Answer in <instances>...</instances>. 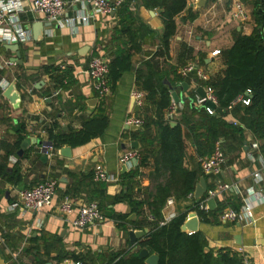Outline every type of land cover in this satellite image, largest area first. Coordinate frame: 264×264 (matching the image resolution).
<instances>
[{"label": "crops", "instance_id": "crops-1", "mask_svg": "<svg viewBox=\"0 0 264 264\" xmlns=\"http://www.w3.org/2000/svg\"><path fill=\"white\" fill-rule=\"evenodd\" d=\"M21 1L24 12L18 18L22 26L31 31L32 39L20 44L0 43V264H73L71 259L65 258L63 263L57 260L73 254L88 257V264H107L111 255L133 252L128 232L120 230L114 221L107 218L87 229H76L70 223L75 214L67 220L60 217L57 207L65 197L74 201L77 210L90 202L91 195L85 186L88 181L83 182L80 192L74 193L73 190L78 187L76 181H82L84 174L102 169L119 179L118 183L108 185L103 203L116 213L129 216V219L133 214L136 215L134 220L129 221L132 224L128 228L129 231H140L138 225L148 219V209L144 208V214L138 216L126 202H114V198L127 188L120 178L128 173H123L122 157L127 152L136 151L132 146L134 142L139 143L140 150H143L137 132L126 129L127 120L130 117L146 120L152 116V109L146 103L141 108L135 104L140 109L138 113L135 112L132 94L136 90L143 91L137 84V71L146 62H151L171 85L186 83L189 86L186 92L183 88L177 91L180 99L185 100L182 115L189 114L192 107L206 110L199 104L201 97L197 93L204 84L195 81V75L182 83L177 82L178 71L194 63L207 73L211 82L221 79L226 70L223 53L233 46L238 36L252 35L257 27L255 11L259 0H245L247 19L244 21L232 19L231 0L187 2L184 12L176 17V35L168 49H164L161 44L164 29L161 14L152 16L151 10L145 9L139 0L131 2L135 16L154 34L145 36L141 51L133 53L131 70L122 75L111 95L104 100L98 98L87 74V67L92 57H103L108 61L114 58L117 47L112 38L119 27L118 12L93 15L87 4L75 5L71 0H65L67 9L63 17L64 24L60 26L48 22L43 14L33 10L35 0ZM109 1L114 3L117 0ZM82 12L89 14V23L71 24L70 20ZM37 22L48 26L43 39L39 41H35L33 36V26ZM15 45L19 46L21 55L17 65L11 63L12 59H17V53L9 50V46ZM214 51H220L221 54L214 57ZM20 61L23 65H19ZM51 65L61 66V72L67 73L63 86L57 90L50 76L44 72V67ZM42 82L44 85L39 86ZM3 83L8 85L6 90L16 85V93L20 97L16 105L2 94ZM97 99L98 102H94ZM99 109H103L109 119L108 129L102 137L86 146L70 147V159L63 157L59 149L54 150L55 155L48 157V163H45L41 160V148L38 145L29 148L23 157L18 155L22 146L18 145L19 135L16 133L19 125H25L26 140L47 142L48 132L45 129L56 120L63 131H79L83 122L97 114ZM222 118L232 126L235 120L239 122L233 112H228ZM181 120L182 116L175 123ZM182 130L186 141L184 165L189 170H200L201 157L192 135L185 126H182ZM150 131L154 136L155 126ZM229 133L227 138L222 137L220 140L226 157L223 174L202 178L208 190L217 183H227L232 187L224 199L215 201L216 205L227 201L233 209L240 206V223H203L200 220L198 231L205 235L209 249L235 251L248 257L253 264H264V182L257 187L252 176L253 172L258 171L264 179L263 143L247 129L241 133ZM251 155L256 158L254 163L249 160ZM133 168H136L134 164ZM154 169L151 158L147 166L140 169L141 176L134 179L136 199L143 200L154 191L150 179ZM16 171L20 177L18 181ZM48 179L58 182L53 208L38 213H24L20 208L10 209L18 201L20 191ZM251 187H256L255 194L247 197L252 205L254 224L242 210L240 195L247 196ZM170 199L174 200V204L168 206L167 201L163 210L164 220H168L172 214L177 217L192 213L195 198L182 201ZM140 244L141 241L137 246Z\"/></svg>", "mask_w": 264, "mask_h": 264}, {"label": "trees", "instance_id": "trees-1", "mask_svg": "<svg viewBox=\"0 0 264 264\" xmlns=\"http://www.w3.org/2000/svg\"><path fill=\"white\" fill-rule=\"evenodd\" d=\"M127 0L117 11L119 27L116 29L112 42L117 49L114 58L109 59V84L114 90L118 81L125 72L131 70L133 53L141 51V44L145 36L154 34L147 25L135 16L131 10V2ZM141 5L151 11L162 10L161 18L164 24L162 47L168 49L170 41L175 37L177 25L176 17L187 7V0H139ZM257 27L252 35H240L233 46L223 53L226 66L223 77L217 81H210L209 85L215 90L220 108L227 110L228 106L241 95L251 91L250 106H239L233 115L239 120L242 127H233L224 122L218 115H209L206 110L191 108L189 114L184 113L177 126L165 121V111L172 103L171 92L165 84V77L160 75L151 62H146L137 71V84L147 93L145 103L152 109V116L144 120V129L137 132V138L143 150H139V165L132 171L120 176L126 191L114 198V202H126L133 213L138 216L144 214L147 208L149 215L155 217V222L148 219L138 225V229H148L149 233L141 242L140 247L146 248L150 254L159 256V264H243L238 252L221 249H209L205 235L198 231L193 234L184 233L182 226L186 222L188 213L178 215L171 222L160 225L164 221L163 210L168 199L182 201L195 193L199 180L205 177L200 170H189L185 167L186 141L182 126L189 129L193 142L196 144L199 157H208L213 154L216 143L222 137L249 130L254 137L263 143L264 152V0H259L256 7ZM136 25H139L138 28ZM61 66H45L44 72L50 76L55 84V90L62 87L67 73L61 72ZM185 79L177 77V82ZM183 84V83H182ZM173 86V85H172ZM178 86V85H176ZM175 87V86H174ZM193 101V100H191ZM82 109V108H80ZM198 118V119H195ZM109 126V119L103 109L88 117L79 131H63L56 120L46 127L48 141L54 150L65 146L79 148L86 146L93 140L102 137ZM155 126L156 133L151 134V127ZM16 133L19 135L18 145L26 140L25 125H19ZM154 162L155 169L150 174L154 191L143 200L135 197L136 184L134 179L141 176L140 169L147 166L149 159ZM1 172V169H0ZM17 181L20 179L16 171ZM84 181L91 195L90 202H97L104 217L114 221L120 230L129 232V216L116 213L103 203L107 184L96 183L94 173L82 175V181L77 180L74 193L80 192ZM139 192V191H138ZM230 206L227 201L217 204L215 211L200 212L199 202L194 201L191 212H198L201 222H218L222 210ZM240 206L234 210L239 211ZM132 224V223H131ZM137 225V223L135 224ZM71 259L74 263L88 264V257L71 255L59 257V263L64 259ZM107 264H146L138 253L111 255Z\"/></svg>", "mask_w": 264, "mask_h": 264}, {"label": "built area", "instance_id": "built-area-1", "mask_svg": "<svg viewBox=\"0 0 264 264\" xmlns=\"http://www.w3.org/2000/svg\"><path fill=\"white\" fill-rule=\"evenodd\" d=\"M75 5H85L87 4L90 9V13L93 15H109L113 12H117L124 0H117L112 3L109 0H71ZM200 0H187L188 3L199 2ZM232 12L231 17L235 21H244L247 19V12L245 7V0H231ZM67 9V3L65 0H35L33 2V10L37 13L43 14L47 21L52 24H58L62 26L64 24V14ZM24 12V7L21 0H0V43H27L32 39V33L30 30L24 28L19 21V15ZM90 16L82 12L78 14L74 19H71V24L75 25L76 22H82L84 24L89 23ZM220 51H214L212 56H219ZM64 69V68H62ZM87 74L93 84V87L100 100H104L109 97L112 93L111 86L109 84V61L103 57H92L88 63ZM179 77L182 79H187L191 75L196 76L198 83L204 84L200 86L203 88L206 97L204 99L200 98L199 104L206 107V102H211L220 108L218 99L215 95V90L209 85L210 77L202 69L197 67L194 63H190L178 71ZM8 87L7 84H1L2 94L6 91ZM135 104L141 108L145 104L146 94L141 90H136L132 94ZM251 91L248 90L246 95L239 96L234 100L227 108L228 112H233L239 106H250L251 104ZM206 111L209 115H214L216 110L206 107ZM183 112V106L181 103H176L172 100L171 105L165 111V121L168 123L177 122ZM144 119L130 117L127 120L128 126H136L140 130L144 129ZM234 127H241L238 121H234ZM46 154L48 157L54 156V149L52 147H46ZM136 159L140 161L139 151L127 152L122 157V164L125 171H132L133 163L132 161ZM249 160L254 163L256 158L254 156H249ZM261 160V159H260ZM16 161V159L14 160ZM261 162H263L261 160ZM226 166V157L220 142L216 143L215 150L212 155L208 157L200 158V168L202 174L206 177H219L223 174ZM254 185L260 187L264 182V179L260 172L256 171L252 174ZM94 181L96 183H104L107 185L116 184L119 182L118 177L109 175L106 171L102 169H97L94 172ZM58 188V182L55 179H48L35 186L28 188L26 190L19 192L18 201L10 206L11 210L22 209L24 213H38L45 209H51L54 207V200L56 197V191ZM232 187L227 183H217L213 189L207 191L205 197L199 202L200 212H209L210 208L208 203L210 200H217L218 198L224 199L226 194ZM259 189V188H258ZM256 187H251L247 196H242L243 201V212L246 213L251 223L254 224L253 209L252 205L248 202L247 197L255 194ZM189 199L195 198V193L189 195ZM174 204L173 199H169L167 205L171 206ZM57 212L60 217L69 220V218L75 214V218L70 221L72 226L76 229L83 230L94 225L97 222L104 221L105 217L99 208V204L95 201L88 202L86 205L82 206L80 209H76L74 201L70 197H65L60 205L57 207ZM195 213L200 221L198 212ZM176 218L175 214H172L168 220L160 222L161 226L171 222ZM241 213L234 210L231 207H226L218 216V221L221 224H236L240 223ZM148 220L150 222H155L156 219L152 215H148ZM189 220L187 217L186 221ZM38 226H41L39 224ZM191 234V233H188ZM243 255V254H242ZM242 257L243 264H253L248 257L244 255ZM73 264H82L80 262Z\"/></svg>", "mask_w": 264, "mask_h": 264}, {"label": "water", "instance_id": "water-1", "mask_svg": "<svg viewBox=\"0 0 264 264\" xmlns=\"http://www.w3.org/2000/svg\"><path fill=\"white\" fill-rule=\"evenodd\" d=\"M152 16H155L156 14L160 15L163 13L162 10H157L156 12L154 11H151L150 12ZM48 26L46 24H44L43 22H37L34 24L33 26V36H34V40L35 41H39L41 39H43L44 37V32H45V29L47 28ZM9 50H11L12 52H15L17 53V59H12L11 60V63H15L17 65V60L20 59V51H19V46L18 45H15V46H9ZM19 65H23V62L20 61ZM165 84L169 87L170 89V92H171V96H172V99L176 102V103H181V104H184L185 103V100H181L180 99V96L177 94V91L181 88L184 89V91L186 92L189 88V86L186 84V83H183L182 85H179V86H172L170 83H168L167 81H165ZM43 86L44 83L42 82L39 86ZM197 93L199 94V96L204 99L206 97L205 93H204V90L202 87H200L198 90H197ZM4 97H6L7 99H9L13 104H17V102L20 100V97L18 95V93H16V85L13 84L11 85L5 92H4ZM94 102H98V99L95 100ZM133 106L135 107V112L138 113L139 112V108L135 106V102L133 101ZM205 106L207 108H210V109H213V110H216V113L215 115H218L219 117H223L225 116L228 111L225 110V109H222V108H216V106L214 104H212L211 102H206L205 103ZM177 124L176 123H171V126L172 127H175ZM127 130H131V131H136V132H139L140 129L136 126H128L126 127ZM34 145H38L41 149V154H42V157H41V160L44 161L45 163H48V155L46 154V147H52V145L49 143V142H42V141H37V140H25L23 143H22V146H21V150L19 151L18 155L20 157H23L25 152L31 148L32 146ZM133 149L135 150H140V145L139 143L137 142H134L133 143ZM60 154L65 157V158H68L70 159L72 157V149L70 147H64L60 150ZM133 164L135 167L138 166L139 162L134 159L133 161ZM125 169L123 170V173H125ZM208 191V188H207V185H206V182H205V179L204 178H201L199 180V183L196 187V191H195V199L197 202H200L206 195ZM208 206L210 208L211 211H215L216 208H217V205H216V201L214 199L210 200L209 203H208ZM136 217V215H132L130 217V221L134 220ZM188 218L189 220H187L184 225L182 226V231L184 233H196L198 232V228H199V219L197 218L196 214L195 213H190L188 215ZM149 233V230L148 229H145V230H140V231H129L128 232V236H129V239H130V243L131 245L133 246V252L132 253H138L139 256L141 258H143L145 260V263L146 264H159V261H160V258L158 255L156 254H150V251L146 248L142 249L139 245V247L137 246V243L139 241H143L146 237V235ZM240 245V244H238Z\"/></svg>", "mask_w": 264, "mask_h": 264}]
</instances>
